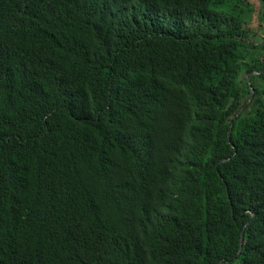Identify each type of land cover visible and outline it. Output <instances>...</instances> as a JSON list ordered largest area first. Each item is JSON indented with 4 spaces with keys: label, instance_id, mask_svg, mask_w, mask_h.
Masks as SVG:
<instances>
[{
    "label": "trees",
    "instance_id": "trees-1",
    "mask_svg": "<svg viewBox=\"0 0 264 264\" xmlns=\"http://www.w3.org/2000/svg\"><path fill=\"white\" fill-rule=\"evenodd\" d=\"M233 2L0 0V264H264V0Z\"/></svg>",
    "mask_w": 264,
    "mask_h": 264
},
{
    "label": "rangeland",
    "instance_id": "rangeland-1",
    "mask_svg": "<svg viewBox=\"0 0 264 264\" xmlns=\"http://www.w3.org/2000/svg\"><path fill=\"white\" fill-rule=\"evenodd\" d=\"M234 0H224V2H225V5H227V6H231L232 4H234V2H233ZM262 10V8H259V11H261Z\"/></svg>",
    "mask_w": 264,
    "mask_h": 264
},
{
    "label": "water",
    "instance_id": "water-1",
    "mask_svg": "<svg viewBox=\"0 0 264 264\" xmlns=\"http://www.w3.org/2000/svg\"><path fill=\"white\" fill-rule=\"evenodd\" d=\"M248 74H249V73H247L246 76H248ZM252 74H256V72H252ZM253 92H254L253 89H251V98H252V96H253ZM243 241H244V239H243V235H242V236H241V240H240L241 245H242ZM240 251H241V249H240Z\"/></svg>",
    "mask_w": 264,
    "mask_h": 264
}]
</instances>
